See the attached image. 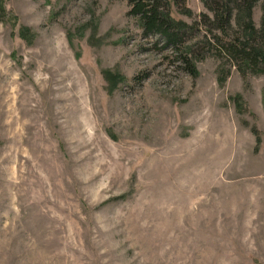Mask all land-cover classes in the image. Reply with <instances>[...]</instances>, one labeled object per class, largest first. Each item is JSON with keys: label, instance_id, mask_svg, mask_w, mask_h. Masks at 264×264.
<instances>
[{"label": "rangeland", "instance_id": "rangeland-1", "mask_svg": "<svg viewBox=\"0 0 264 264\" xmlns=\"http://www.w3.org/2000/svg\"><path fill=\"white\" fill-rule=\"evenodd\" d=\"M130 12L0 0V264H264V74L194 76Z\"/></svg>", "mask_w": 264, "mask_h": 264}, {"label": "trees", "instance_id": "trees-1", "mask_svg": "<svg viewBox=\"0 0 264 264\" xmlns=\"http://www.w3.org/2000/svg\"><path fill=\"white\" fill-rule=\"evenodd\" d=\"M130 14L137 18L145 35L162 39L166 47H171L190 74L196 76L194 59H201V53L218 55L226 64L233 66L245 76L264 74V5L260 27L255 28L252 11L259 0H204L213 18L202 16V21L194 26L175 23L169 14L167 0H130ZM203 26L210 38L184 51L185 41ZM236 26L240 32L231 33ZM216 34L214 35V33ZM230 32V33H229ZM207 37V36H206ZM224 79H220L223 82Z\"/></svg>", "mask_w": 264, "mask_h": 264}]
</instances>
